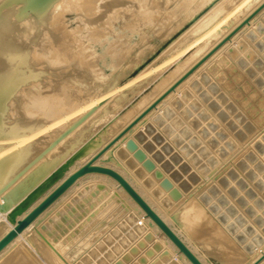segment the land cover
<instances>
[{
    "label": "bare ground",
    "instance_id": "1",
    "mask_svg": "<svg viewBox=\"0 0 264 264\" xmlns=\"http://www.w3.org/2000/svg\"><path fill=\"white\" fill-rule=\"evenodd\" d=\"M29 1H30V3L34 4L35 10L38 9L39 11H37V12L33 11L32 13L30 12V14L25 13V15L22 14L19 16L18 14L20 12L17 14V11H19V10H17L19 8L18 5L16 6L14 4L13 5L11 4L12 6H8V7H4L2 9H0V31H1L3 36H7V37L10 36L11 39L18 44H20V39H21V41L24 42L23 43L24 46H28L30 44L31 48L32 47L37 48L38 52H40L42 54L41 56H43V61H41L42 65H44L46 68H49L53 74H51L50 78H46V76H44L45 75L44 72H40L39 74L33 76L34 80L32 82H34V83H30L29 85H27V88H26L27 96H26L25 100H23L22 98L20 99V92H14V91H12V89H10L12 92L10 91L11 92L10 96H8V95L7 96L12 99V102L8 104L7 103L8 97H6V96L4 97V94L0 91V138H2V137H7L10 139L13 138L15 140V141H13L14 142L13 144L16 147V146H19L20 143L25 140L21 136L26 135L28 137V139L29 138L35 139L34 136H36L37 133H40L46 127H47L46 130L50 129L52 127L55 128V126L57 127V125H61L62 122L65 121L66 119L69 123L70 121L68 120V118L70 116H72L73 114H75L76 111L80 112L82 114V116L80 115L81 118L79 119L78 122L75 121V122H77L75 124V126L72 127V129L70 130L72 125H70V123H69L70 128H67L68 126L66 127L67 129H69V131H66L67 130L66 129L65 131L67 133L64 132L66 134L63 133L64 135H62V137H60L59 139H57L55 141L56 145H55V147H53L51 149L49 154H47L48 156L44 155L49 159L48 161H49V165H50V161L54 162V160L58 157L59 153H64L65 151H66V153L70 152L77 146L76 141H77V139L79 140L78 137L82 136V133H83L82 129H83L84 125H86V123H88V122L91 123V120H89L90 118L88 120L85 119V118H87L86 116L90 112L89 110H92L94 108L95 104L98 105L100 99L102 100L103 97H100L99 101L94 99L95 101L89 103L88 105L86 104L88 102H86L85 104L80 103L81 106L78 107V109H76V110L73 109L75 98L72 96V93H71L72 92V87H71L72 85H69V84L76 82L79 85H82L83 81L81 79H83L84 77L81 79L79 78L82 82L76 80L75 79L76 73H74L75 76H73L72 74L68 73V70L70 68L68 70H67V68L68 67H73V68L75 67L76 69L78 68L80 71H86L89 68V64H87L82 59L76 58L77 57L76 49H77L78 45H71L70 49L72 50V54H70V56H69V54H67L68 52L66 50H65V52L59 51L58 45L55 44L54 42H52L50 44V46H48V47H43V46L40 47L41 43L44 42V40L46 38L51 37L50 33H46L47 30H49V28H51V27H54V25H56V23H58V20H56V19L54 20V18H53V16L55 15V13L57 11V7H53V6L51 7L50 3L53 0H29ZM82 1H80L81 3L79 5L80 6L79 8H81L82 11L87 13L88 16L93 21L97 20L99 22V20H101L102 17L112 16L111 14L117 13L120 10L119 9L120 7L119 8H113L115 10H113L111 8L114 5L120 4V2L118 3V0L117 1L115 0L114 2H112L111 5L109 4V6L105 9V14L100 13L102 11V9L100 8V6L96 5L95 0H85L83 2ZM230 1L231 0H224V1L222 0L221 2L213 5L214 8L212 7L213 9L210 12L208 10V12H206L207 15L205 14V16L201 20H199L200 19L199 18L198 19L199 21L192 22L191 23L192 25L191 24H190L191 26L189 25L190 26L189 29L186 28L187 30L185 29L186 30V31L184 30L185 32L181 31L182 34H179V35H181L179 39L177 38V40L172 41V43H170L167 46V48H165L164 50L162 49L163 50L162 52H164V53L170 52V50H172V51H171V53H169V55H167V57L165 59H163L162 63L159 64V68L162 67V69H163L167 66L169 67L172 62L173 63L178 62V65L176 67L177 70L174 69V71H173L174 74L172 73V71L169 72V73H171V77L167 74L169 76V79L166 76L168 80L163 85H160L161 86L160 88L156 85L158 87V90H156L153 94L151 93V95L147 96L146 99L143 98L144 100L142 101V103L140 102L141 104L139 103V107L137 105L138 108L136 110L134 108L133 109L131 108L132 110H135V111L132 112V110L130 109L131 111L130 110L129 111L131 112V114L128 111L130 115L127 117L125 115L126 118L124 121L122 120V124L119 125V127L115 126V127H112L111 130H109L111 127L110 125L112 124L111 123L108 126L109 129L107 127V130H109L110 132H108L106 130L108 132L106 139H104V137L102 135V137L104 139L103 141L96 143V144H94V143H88L86 145L83 144L84 147L82 146V148L77 150L76 152L72 151V154L70 153V155H69V157H67V159L63 158L64 160L62 162L65 161L66 163L63 167H61L62 168L61 171H60V168L58 169L56 167H52V169L47 170L45 172L44 167L46 168V166H47V165L45 166V162L47 160V158H46L43 160L40 159L41 160L40 162L38 160V164L34 163V165L35 164L36 165L35 166L32 165L34 167H30L29 168L30 170L28 169V171H24V173L21 172L22 170L20 171V157L21 156L22 157L23 156L28 157L29 152H25V153L17 152L12 156L10 155L9 158L7 160H5L3 163L1 162V164H0V176H4L3 178H5V176H7L8 178L11 179L10 181H15V179L17 177H18V179H16V181L13 184L9 185L6 189H4L0 193V239L3 236H5L10 230L14 229L19 220L23 219L29 212H31L48 194H50L70 174H72L75 170H77L80 166H82L83 164L88 162L95 154H97L121 130H123L141 112H143L150 104H152V102H154L168 88H170V86H172V84H174L194 64H196L212 48H214V46H216L227 34H229L238 24H240L251 12H253L262 2H264V0H232L231 1V3L233 2L232 7H228L229 9L225 10L227 7L226 8L224 7V3L226 5V3L228 4ZM15 2H16V0H15ZM53 2H55V1H53ZM59 2L61 4V1H59ZM69 2H70V0H69ZM72 2H74V1H72ZM123 2H125V1H123ZM190 2H191V0H190ZM203 2H204V0H203ZM203 2L200 4H203ZM208 2H211V0H205L204 3H208ZM179 3H181V2H179ZM188 3L187 4L185 3L187 6H185V4L183 3L185 8L189 7ZM20 4H19V6H20ZM62 4L64 5V1ZM103 4L107 5L106 3H103ZM143 4H144V2H143ZM161 4H163V3H160V5ZM190 4H192V3H190ZM57 5H59V4H57ZM70 5H73V4L70 3ZM228 5H230V3ZM20 7H22V6H20ZM24 7H25V5H24ZM61 7H62V5H61ZM123 8H125V7L123 6ZM143 8H144V6H143ZM109 9H112L110 11V13H109ZM144 9H146V8H144ZM188 9H190V7ZM150 10H152V9H150ZM191 13H192V11H191ZM76 14H78V12ZM119 14H120V11H119ZM189 15H191V14H189ZM203 15H201V16H203ZM263 15H264V10L256 18H254L251 21V24L249 26L244 27L236 36H234L232 38L231 41L226 43L212 57H210L202 65V67H200V69L198 71H196L187 81H185L174 93H172L164 101H162V103H160L158 105L157 109H155L150 114H148L138 125H136L127 135H125L120 141H118L111 149H109L96 162V164H98V165L110 167V168L118 171L120 174H122L130 182V184L140 193V195L150 204V206L161 216V218L170 226V228L185 242V244L192 250V252L201 260V262L203 264H210L209 262H211V261L208 262V260H206L204 255L206 254L207 250H209V248L215 249L216 246L213 247L212 244H210L206 241H198L197 240L198 234L201 235L204 232H207L210 235V238L213 240V242L216 241V244L219 247V248L216 247V249L217 248L222 249V250L224 249V251H226V255H228V256L224 259H226L227 261L222 260L221 264H253L264 253V243L262 244L263 239H262V241H260L261 237H260V235H258L256 237H254L252 243H246L244 245V248H247V246H254V247L256 246L257 248L258 247L260 248L257 251L254 250L253 251L254 253L252 255L247 254L245 251L246 249L244 250L241 246H239V244H237L236 241L233 239L232 235H230L225 230V228L222 225H220L219 221H217L216 218H214L212 216V213L210 214L209 210L203 206L204 204L200 203L198 197L202 194L200 193V195H198L199 194L198 192H196L194 189H193V191H191L190 188L188 191H191V192L188 193V191H187L188 194H186L185 191L183 190L184 188L181 185V182L178 183V181H176L175 175L168 176L166 173L163 172L162 168H160L161 165H160V167L157 165V163L155 162L156 158L153 160L149 156V154H147V152L146 153L143 152L142 146L136 141V139H134V135L138 130L143 129L148 122L156 123V121L159 120L160 118H163V117L168 118L169 116H171L172 112H173V110L177 104L176 103L168 104L170 102V100L174 96H178V95L180 96V94L182 93V89L185 86H187V83L193 77L197 76L198 73L201 72V70H203V69H207L210 71L211 75L221 85L222 89H224V91H226L230 95V98H232L231 100H233L235 102V104H238L237 106H239V108L243 112H245L248 115V117L255 124L258 125V126H256V125L255 126L257 127V129H259L258 132L262 133L264 131V95H262V93L245 76V73H243V71L240 70L235 65V63L231 60V58L225 54V51L229 46H232V44H236V40L240 36H242L243 34H246L247 30L252 28L256 24L257 20H259ZM140 16H141L140 18L138 17L136 19L137 21L138 20L139 21H144V20L149 21L150 20V18L148 20V18H147L148 16H146V15H145L146 17L142 16V14ZM118 17L120 19L124 18V17H122V15H119ZM191 17H192V15H191ZM71 19H73V18H71ZM87 19H89V18H87ZM80 21H82V20H80ZM87 21H89V20H87ZM87 21L85 23H87ZM177 22H179L178 19H177ZM80 23L81 22H79L78 24H80ZM83 25H84V21H83ZM90 25H92V24H90ZM173 26H172V28H173ZM81 27H83V26H81ZM90 30H92V29H90ZM98 30H100V28ZM98 30H96V32ZM105 30H107V29H103V31H105ZM116 30H119V27L116 26L115 31ZM178 30H179V28H178ZM171 31H175V30L171 29ZM251 33H253V32H248L247 36L250 35ZM74 34H75V32H74ZM120 34L122 35V33H120ZM103 35L106 36L105 34H103ZM162 35L164 37V34H162ZM95 36H97V35H95ZM100 37L97 36L98 40ZM65 38H66V36H64V40H66ZM164 38H166V36ZM175 45H177V46H175ZM109 47H110V45H109ZM238 47L241 50L243 49V46L241 45V43L238 44ZM149 48H150V46H149ZM110 49H111V47H110ZM110 49L108 51H109V53H112V51H114V50L110 51ZM235 52H236L235 48L232 47L229 49L228 54L233 57ZM103 56H105V55H103ZM159 56H162V55H159ZM159 56L157 55V57H159ZM162 57H164V55ZM159 58H161V57H159ZM120 59H122V57ZM123 59L126 60L125 58H123ZM124 60H123V62H124ZM140 60H142V59H140ZM139 63H140V61H139ZM157 63H159V62H157ZM151 64H153V62ZM151 64H150V66H151ZM121 65H123V64H121ZM132 65H130V66L128 65V67L132 68L131 67ZM136 66H138V65H136ZM150 66L146 67L144 71L142 69V72L140 71L141 73L139 72L137 77L135 76V78H132V79H134V81H135V80L141 78L140 76L143 77V75L144 76L147 74L149 75V72L152 73V71H154L155 68H154V66L153 67L152 66L150 67ZM130 68H129V70H130ZM133 68H134V66H133ZM136 68H138V67H136ZM57 69H66V70L57 73L56 72ZM74 71H75V69H74ZM56 73L61 74V75L59 77H57ZM90 73H92V72H90ZM124 73L125 72H123V74ZM157 73L159 75V72H157ZM157 73H155V74H157ZM0 75H4V77H2V78L3 79L5 78L3 80V81H5L6 76H8L9 74H7L5 76V74L2 73ZM95 75L92 74V76H95ZM152 75L154 76V73H152ZM78 76L79 75H77V77ZM107 77L108 76H106V78ZM130 77L131 76H129V78ZM155 78L157 79L156 75H155ZM155 78L152 80L150 77L149 79L154 81ZM125 79H127V78H125ZM132 79H131V81H132ZM161 79H159V81ZM163 79H164V77H163ZM164 80H166V79H164ZM92 81L95 82L96 78L93 77ZM102 81L104 83V80H102ZM22 82L27 83L30 81L24 80ZM135 82L137 83V81H135ZM162 82L160 81V83H162ZM106 83L107 82H105V84ZM123 83H124V81H123ZM19 84H20V82L18 83V85ZM109 84L111 85V83H109ZM129 84H131V82ZM142 84H145V82ZM158 84H159V82H158ZM101 85H102V83L100 84V86ZM142 86H144V85H141V87ZM132 87H133V85H132ZM7 88L5 90H7V92H9L8 91L9 89H7ZM105 88L107 90V87H105ZM125 88H127V83L125 85ZM130 88L131 87H129V89ZM133 88L135 89V86ZM102 89H104V88H102ZM122 89H124V86L122 87ZM131 89H130V91H132ZM134 89H133V92L135 91ZM24 90H22V91H24ZM115 90L117 91L118 88L116 89V87H115ZM110 91H112V90H110ZM93 92H94V90H93ZM125 92H127V91H125ZM137 92H139V90ZM86 93H87L86 94L87 96L89 94L91 96V93L88 94V91ZM111 93L113 94V92L107 93V96L110 95ZM127 93H129V91ZM127 93H125V95H123V90H122L121 96H125V98H126ZM96 94H95V96H97ZM103 94H101V96ZM118 94H120V93H118ZM93 96H94V94H93ZM104 97H105V95H104ZM144 97H146V96L144 95ZM4 98L5 99L7 98V100H4ZM96 98H99V97H96ZM129 98H131V96L128 97V99ZM140 98H142V97H140ZM109 99L111 100V97ZM113 99H114V97H113ZM131 100H132V98H131ZM107 101H109V100H107ZM107 101L105 102L106 104H107ZM128 102L129 101H127V103ZM117 103L114 102V104H117ZM103 104L104 103H102L101 106H103ZM109 105H111V104H109ZM101 106H99V107L101 108ZM113 107H115V106H113ZM122 107H124V106H122ZM119 108H120V106H119ZM115 109L116 108H114V110ZM99 110L101 111L102 109H99ZM180 111H179V113H180ZM94 112H96V110ZM126 112H127V109H126ZM98 113H101V112L98 111ZM115 114H117V113H115ZM214 114L216 115V113H214ZM91 115H93V114H91ZM122 115L123 114H121V116ZM154 115H155V120H154ZM88 116H90V114ZM52 117L55 120V121L53 120V122L50 121V119H52ZM75 117L76 116L73 115L72 120H74L73 118H75ZM106 117H108V116L105 115V118ZM4 118H6V119L11 118L13 120V122L10 124H6L3 121ZM77 118L78 117H76L75 119H77ZM102 118H104V116ZM102 118H100V119L102 120ZM118 118H120V116ZM20 119H22V120H20ZM109 119H111V118H109ZM116 119L113 120V121H115V124L118 123V122L116 123ZM48 121H50V122H48ZM119 121H121V120H119ZM96 122H97V120L93 121V126L95 124H97ZM113 124H114V122H113ZM59 128H60V126H59ZM73 128H74V130H73ZM46 130H44V131H46ZM50 130H52V129H50ZM52 131H54V130H52ZM140 131H138V132H140ZM48 132L50 133L49 130H48ZM56 132H54V133H56ZM245 132H247V131H245ZM175 133H176V131H175ZM28 134H30V135H28ZM52 134H53V132L51 133V135ZM94 135H96V134L94 133ZM104 135H106V134H104ZM136 135H137V133H136ZM182 135H184V134H182ZM259 135H261V134H259ZM84 136H85V134H84ZM99 136H101V135H99ZM99 136H98V138H99ZM190 136H188V138ZM20 137L22 138V140H20L21 139ZM58 137H56V138H58ZM87 137H88V135H87ZM92 137L94 140L93 134H92ZM102 137H100V138L102 139ZM98 138H96V139H98ZM188 138H187V140H188ZM252 138H251V140H252ZM93 140H91V141H93ZM183 140H186V139H183ZM187 140H186V142H188ZM82 141H84V140H82ZM131 141H132V144H133V142H135L137 144V146H138L137 149L135 146L131 145ZM238 141L240 143L239 139L237 140V142ZM81 142L78 141L77 144H79ZM203 142H204V140L202 141V143ZM244 142H247V144H248L249 141L248 140L243 141L242 143H244ZM82 143H84V142H82ZM129 143H130V145H129ZM187 145H189V144H187ZM14 146L13 145L10 146L12 148V149L10 148V150H8L9 149V147H8L5 149V151H0L1 152L0 154H2V156H3V154L6 153L7 150L10 152L11 151L13 152L15 150ZM20 146H22V145H20ZM238 146H241L240 148L243 152L244 151L243 150L244 145L240 144ZM13 147H14V149H13ZM139 148H141L142 152L144 154H146L145 158H147L148 160L147 159L146 160L141 159L140 156H138L139 152L137 153L136 150L138 151ZM16 149L19 150L20 147L16 148ZM141 149H139V151ZM184 149L185 148L182 147V150H184ZM186 149L188 150L189 147L186 146ZM74 150H76V149H74ZM8 151H7V153H8ZM238 151H239V149L236 150V152H234L232 154V156H229L230 158L227 159V157H226L227 160L225 159V161H223L222 163L220 162L221 164L219 163L220 164L219 166L215 165L214 168L212 166H210V168L212 167L211 169L208 167L202 168L201 169L202 172H207V169L211 170L210 172L207 173V176L205 177L204 181L209 182V183H211V182L214 183L217 180H219L221 175L224 174V172L226 170H228L231 166H233V160L237 156H238V158L240 156H242L243 153L241 152V154H238ZM10 152L8 154H10ZM7 153L5 154V157L7 156ZM140 154H141V152H140ZM2 156L0 158L5 159L4 156L3 157ZM42 158H43V156H42ZM1 159H0V161H1ZM221 161H222V159H221ZM206 162H208V161H206ZM234 162H235V160H234ZM153 163H154V165H153ZM150 164H152L153 167H150L149 166ZM49 165H48V167H49ZM170 173H168V174H170ZM41 175L43 176L42 179H40L38 181V183L34 185V187H33V185L31 187L26 185L25 179L27 177L33 176V177H37L39 179V178H41ZM14 176H17V177L14 179L13 178ZM226 176H227V174H226ZM190 178H192V176H190L189 179ZM186 179H187V177H186ZM219 181L221 183L224 182L223 177ZM0 182H1V179H0ZM2 182H3V180H2ZM202 182H203V180H202ZM7 183H9V182H7ZM192 183L193 182H191V184ZM195 185H198V183ZM210 185H207L206 188H208V186H210ZM194 187H196V186H194ZM201 191H202V189H201ZM203 191H202V193H203ZM109 200L112 202V206H114V205H116V206L112 209V211H110V213H107L108 206H105V204L109 203ZM202 202H203V200H202ZM199 221L202 222L201 225L198 224ZM81 224H84L83 227L85 229H82L83 228L82 227L80 231L84 230V231H86V234L82 235V236L81 235L78 236L79 234H77L78 237L76 236V234L71 235L73 232H75L74 229L76 228V226L79 227V226H81ZM123 226H124V228H123ZM209 227H211V228H209ZM114 228H116V230H117V228H120V230H121L120 232H122L125 235V237L123 235V236H121L122 238L117 239L118 238L117 236L119 234L116 236V234H115L116 230L113 231ZM181 228H184L186 230V232H187L186 236L181 232ZM186 232H185V234H186ZM108 233H110V235L115 234L114 238H116L117 243L114 246H109L106 249L104 248L105 250L104 249L100 250L99 248L96 247V244L98 243V241L102 240L104 238V236ZM117 233H118V231H117ZM240 234H242V233H240ZM70 235H71V237H69ZM89 236H91V237H89ZM87 237H89V239ZM235 238H236V236H235ZM199 240H201V239H199ZM103 241H105V240H103ZM116 241H114V243ZM250 241H251V239H250ZM259 241H260V245L258 246L256 242H259ZM94 246L96 247V249H93ZM230 250H234V252H232V255H230V253H231ZM103 252H106L107 254H105ZM100 253H103V254L100 255ZM211 253H212V251H211ZM208 254L210 255V253H208ZM115 256L117 258H114ZM111 259H113V261ZM117 259H121V260L118 261ZM50 262H53L54 264H191V262L176 248V246L160 230V228H158V226L150 218H148L146 216V214L136 204V202H134L132 200V198L126 193V191L122 187H120V185L115 180H113L112 178H110L106 175H101V174H89V175H86V176L80 178L70 189H68V191H66L56 202H54L33 223H31L22 233H20L2 252H0V264H48ZM260 264H264V261Z\"/></svg>",
    "mask_w": 264,
    "mask_h": 264
},
{
    "label": "rangeland",
    "instance_id": "2",
    "mask_svg": "<svg viewBox=\"0 0 264 264\" xmlns=\"http://www.w3.org/2000/svg\"><path fill=\"white\" fill-rule=\"evenodd\" d=\"M53 1H55V2H53ZM53 1L50 3V5H51V7L52 6L57 7V11H56L55 15L53 16V18H54V20L55 19L58 20V23H56V25H54V27H51V28H49V30H47L46 33H50L51 37L46 38L44 40V42L41 43L40 47H42V46L48 47V46H50V44L52 42H54L55 44L58 45L59 51L65 52V50H66L68 52L67 54H69V56H70V54H72V50L70 49L71 45H78V47L76 49V55H77L76 58L82 59L87 64H89V68L86 71H80L78 68L76 69L75 67L74 68L73 67L67 68V70L70 68L68 70V73L72 74L73 76L76 75L75 76L76 80H78L80 82L83 81L82 85H79L76 82L69 84V85H72L71 86L72 87L71 93H72V96L75 98L73 109H75V110L78 109V107L81 106L80 103L85 104L86 102H88V103H86L88 105L89 103H91L95 100L99 101L100 97H103L102 100L100 99L98 105L95 104L94 108L92 110H89L90 116H88L89 115L88 114L86 116L87 118H85L87 120L90 118L89 120H91V123L88 122V123H86V125H84V127L82 129V132H83L82 136L78 137L79 140L77 139V141H76L77 146L75 145L76 147L74 148L76 150H74V149L72 150V151L76 152L77 150L82 148L83 144H85V145L88 143L96 144V143H99V142L103 141L104 139H106L108 132H110L109 130H111L112 127H115V126L119 127V125L122 124V120L124 121L125 118L131 114L130 111L133 108L136 110L139 107L140 102L142 103V101L144 99H146L147 96L151 95V93L153 94L156 90H158V87L160 88L161 87L160 85H163L169 79V76L171 77V73H169V72L172 71V73L174 74L173 71H174V69L177 70L176 67L178 65V62H174V63L172 62L169 67L167 66V67L163 68L164 70L162 69V67L159 68V64L162 63L163 59H165L167 57V55H169V53H171L172 50H170V52H167V53L166 52L164 53L162 51L165 48H167V46L170 43H172V41L177 40V38L179 39L181 36L179 34H182V32H185L187 29H189L190 26L192 25L191 24L192 22L201 20L205 16V14L207 15L206 12H208V10L210 12L214 8L213 5L221 2L222 0H219V1L218 0H211V2H208V3H204L205 0H204V2H203V0H198V1L197 0H191V2H190V0H176V1L175 0H160V1L159 0L158 1L157 0H122V1L118 0V3L120 2V4L114 5L111 8L113 9V8H119L120 7L119 8L120 14L118 11L117 12L118 14L117 13H114L115 15L111 14L113 17L112 16L102 17L101 20H99V22L97 20L93 21L88 16L87 13H85L84 11H82L81 8H79L80 7L79 5L81 3L80 1H82V0H70V2H69V0H67V1L66 0H53ZM59 1H61V4ZM63 1H64V5L62 4ZM72 1H74V2H72ZM83 1H85V0H83ZM114 1L115 0H95L96 5L100 6V8L102 9V11L100 13H104V14H105V9L109 6V4L111 5V3ZM123 1H125V2H123ZM201 1L203 2V4H200V3H202ZM231 1L229 2L230 5H228L229 3L228 4L226 3L227 6L224 3V7L225 8L227 7L225 10L229 9L228 7H232L233 2L231 3ZM14 2H15V0H0V9H2L4 7L12 6L13 4L16 6L18 5L19 8L17 10H19V11H17V14L19 12L21 13V14L20 13L18 14L19 16L22 14L25 15V13L30 14V12L32 13L33 11H36V12L39 11L38 9L35 10L34 4L30 3L29 0H16V2L15 3ZM143 2H144V4H143ZM179 2H181V3H179ZM70 3H72L73 5H70ZM103 3H106L107 5H105ZM160 3H163V4L160 5ZM183 3L184 4L188 3V6L190 7V9H188L189 7L185 8V6H187V5L185 4V6H184ZM190 3H192V4H190ZM19 4L22 7H20ZM57 4H59V5H57ZM66 4L67 5L69 4V5L67 6ZM24 5H25V7H24ZM61 5H62V7H61ZM123 6L125 8H123ZM143 6L146 9H144ZM112 9H109V13ZM150 9H152V10H150ZM113 10H115V9H113ZM191 11H192V13H191ZM77 12H78V14H76ZM141 14L144 17L148 16L147 18H148V20L150 18V20L149 21H145V20L144 21H139V20L137 21L136 19L138 17L140 18ZM189 14H191L192 17ZM119 15H122V17H124V18L120 19L118 17ZM201 15H203V16H201ZM71 18H73V19H71ZM87 18H89V19H87ZM263 18H264V15L259 20H257L256 24L252 28L247 30L246 34H243L242 36H240L236 40V44H232V46H229L225 51V54L231 58V60L235 63V65L240 70L243 71V73H245V76L262 93V95H264V33H262L263 28H260V30H259L258 27L260 26L261 23L264 27ZM177 19L179 22H177ZM80 20H82V21H80ZM87 20H89L90 22ZM83 21H84V25H83ZM86 21H87V23H85ZM79 22H81V23L78 24ZM90 24H92V25H90ZM81 26H83V27H81ZM116 26L119 27V30L115 31ZM172 26H173V28H172ZM99 28H100V30H98ZM178 28H179V30H178ZM90 29H92V30H90ZM103 29H107V30H105L106 32L103 31ZM171 29L175 30V31H171ZM96 30H98V31L96 32ZM118 31L120 33H122V35ZM74 32H75V34H74ZM248 32H253V33H251L249 36H247ZM103 34H105L106 36H104ZM162 34H164V37L166 36V38H164ZM95 35H97L98 37L101 36L99 38V40H98L97 36H95ZM64 36H66V38H65L66 40H64ZM23 43L24 42L21 41V39H20V44L14 42L10 36H8V37L3 36L1 31H0V61H1L0 62V74L3 73V74H5V76L7 74H9L8 76H6L5 81H3L5 78L4 79L2 78V77H4V75H0V79H1L0 80V82H1L0 83V91L4 94V97L10 96L11 92L14 91V92H20V99L22 98L23 100H25L26 96H27V93H26L27 85H29L30 83H34V82H32L34 80L33 76L39 74L40 72H44L45 73L44 76H46V78H50L51 74H53L49 68H46L44 65H42L41 61H43V56H41L42 54L40 52H38V49L35 47L31 48L30 44L28 46H24ZM240 43L243 46L242 50L239 49V47H238V44H240ZM109 45H110L111 49H110ZM149 46H150V48H149ZM175 46H177V45H175ZM232 47H234L236 50L233 57L228 54L229 49ZM109 49H110V51L111 50H114V51H112V53H109V51H108ZM156 54L158 56L164 55V57L159 56V57H161V58H159V57H157ZM103 55H105V56H103ZM121 57H122V59H120ZM123 58H125L126 60H124ZM140 59H142L143 61ZM123 60H124V62H123ZM139 61H140V63H139ZM151 61L153 62V64H151L152 63ZM157 62H159V63H157ZM120 63L123 65H121ZM135 64L138 66H136ZM150 64L152 67L154 66V68H155V70L152 71V73H154V76L150 72L148 75L147 74L148 72H147L146 73L147 75H145V76L143 75V77L140 76L141 78L135 80V81H137V83H136L134 81V79H132V78H135V76L137 77L139 72L140 71L142 72V69L144 71L146 67L150 66ZM128 65L129 66L132 65L131 66L132 68L128 67ZM133 66H134V68H133ZM136 67H138V68H136ZM129 68H130V70H129ZM74 69H75V71H74ZM64 70H66V69H57L56 72L59 73V72L64 71ZM89 71L92 73H90ZM123 72H125V73L123 74ZM157 72H159V75ZM74 73H76V74L74 75ZM155 73H157V74H155ZM92 74L93 75L96 74V75L92 76ZM60 75L61 74H57L56 76L59 77ZM77 75H79V76L77 77ZM155 75L157 76V79L155 78ZM106 76H108V77L106 78ZM129 76H131V77L129 78ZM166 76L168 77V79ZM93 77L96 78L95 82L92 81ZM150 77H151V79L154 77L155 80L152 81L154 78L151 80V79H149ZM163 77L166 80H164ZM79 78L80 79L83 78V79H81L82 81ZM125 78H127V79H125ZM131 79H132V81H131ZM159 79H161L160 81L161 82L163 81V82L160 83ZM24 80H27L30 82L23 83L22 81H24ZM102 80H104V83ZM123 81H124V83H123ZM19 82H20V84L18 85ZM105 82H107L106 83L107 85L105 84ZM108 82L111 83V85L113 87ZM130 82H131V84H129ZM144 82L146 85L142 84ZM158 82H159V84H158ZM101 83H102V85L100 86ZM126 83H127V88L129 89V87H131L132 89L131 88L130 89L132 91H130V89L128 90L127 88H125ZM132 85H133V87L135 86V89L132 87ZM141 85H144V86L141 87ZM123 86H124V89H122ZM1 87L2 88L4 87L3 88L4 90ZM105 87H107L108 91L106 90ZM115 87H116V89L118 88L119 91L118 90L116 91ZM6 88L9 89L8 90L9 92L11 91L10 89H12V91L9 93V92H7V90H5ZM102 88H104V89H102ZM213 88H215V91L212 90ZM133 89L135 90L134 92H133ZM22 90H24V91H22ZM93 90H94V92H93ZM110 90H112V91H110ZM122 90H123V95H125V93H127L129 91V93L126 94V96H127L126 98H125V96H121ZM138 90H139V92H137ZM87 91H88V94L91 93V96H90V94L88 96L86 95ZM125 91H127V92H125ZM110 92H113V94L111 93L110 94L111 96L110 95L107 96V93H110ZM115 92L117 94L118 93H120V94L117 95ZM225 92L226 91H224V89H222L221 85L214 79V77L211 75L209 70H207V69L201 70V72H199L197 76L193 77L187 83V86H185L182 89V93L180 94V96L179 95L174 96L170 100V102L168 103V104H170V103H176L177 104L175 106L173 112H172V115L169 116L168 118H164V117L160 118L159 120L156 121V123L148 122L143 129H140L141 131L138 130L140 132H138V131L136 132L137 135L135 133L134 139H136V141L142 146L144 153L147 152V154H149V156L153 160L156 158L155 162L157 163V165L159 167L161 165L160 168H162L164 173H166L168 176H171V175H175L174 172H177L180 176V181H178V183L182 182V181H186L188 184L187 185V191L190 188L191 191H193V189H194L196 192H198L199 193L198 195H200V193H201L202 195H200L199 197L197 196L200 203L204 204L203 206L209 210L210 214L212 213V216L214 218H216L217 221H219L220 225H222L225 228V230L230 235H232L233 239L236 241V238L242 237L241 235H244L243 234L244 229H245L244 227L247 225L253 226V228H255L257 231L256 233L264 235V233H263V229H264V137H263L264 131L262 133H259L258 132L259 129H257V127H256L258 125L255 124L248 117V115L245 112H243L239 108V106H237L238 104H235V102L233 100H231L232 98H230V95L227 92H226L227 93L226 94ZM100 93L101 94L104 93V94L101 96ZM93 94H94V96H95V94L97 96L94 97ZM104 95H105V97L106 96L107 97L105 98ZM144 95L146 97H144ZM112 96L114 97L115 100L113 99ZM130 96H131L132 100H131V98H129L130 100L128 99V97H130ZM96 97H99V98H96ZM110 97H111V100L109 99ZM140 97H142V98H140ZM4 100H7V98L6 99L4 98ZM107 100H109V101H107ZM106 101H107L108 105L105 103ZM127 101H129V102L127 103ZM11 102H12V99L8 97L7 103L9 104ZM114 102H116V103L118 102V103L114 104ZM102 103H104L103 106H101ZM109 104H111V105L113 104V105L111 106ZM212 104L213 105L215 104V106H216L215 109L211 107ZM116 105L117 106L119 105L120 108H119V106L117 107ZM121 105L124 107H122ZM137 105H138V107H137ZM99 106H101V108ZM113 106H115V107H113ZM114 108H116V109L114 110ZM99 109H102L103 111L102 110L100 111ZM126 109H127V112H126ZM95 110H96V112H94ZM97 110L101 113H98ZM135 110H132V112H134ZM178 110L179 111L181 110L180 113ZM128 111L130 112V114ZM115 113H117V114H115ZM214 113H216V115ZM222 113L225 116L221 117ZM91 114H93L94 116ZM104 114L107 115L108 117L105 118ZM121 114H123L124 116L123 115L121 116ZM73 115H75L78 118L75 119L76 118L75 117V118H73L74 120H72ZM73 115L69 117L70 119L68 118V120L70 121L69 122L70 125H72L71 128H70V125L66 119L65 121L62 122L61 125H57V127L55 126V128L54 127L50 128L54 131H52L50 129L46 130V128H47L46 127L44 129L46 131L42 130L40 133H37L36 136H34L35 139H31V138L28 139V137L26 135L21 136L23 139H25L24 141H22L20 143V145H22V146L19 145V146L15 147L13 144L14 143L13 141H15V140L13 138L12 139L7 138V137L0 138V151H5V149L8 147H9L8 150H10V148H11L10 146H12V145L15 147V150L13 152L12 151L10 152L7 150L8 153L10 152V154H8L6 151V153H7L6 157H5L6 153L3 154L5 159L0 158L1 159L0 164H1V162L3 163L5 160H7L10 155L12 156L17 152H20V153L29 152L28 157H24V156L20 157V171L22 170L21 172L24 173V171H28V169L30 167H34L36 164H38V160L40 162L41 161L40 159H42V160L46 159L47 158L46 156H48L47 154H49L51 149L53 147H55V145H56L55 141L57 139H59L60 137H62V135L66 134L67 133L66 131H69V129H67V128H70V130H71L72 127H74L75 124L81 118L80 115L82 116V114L80 112H77V111ZM125 115H126V117H125ZM103 116H104V118H102ZM119 116H120V118H118ZM100 118H102V120ZM109 118H111V119H109ZM115 119H116V123L118 122L117 124H115V121H113ZM20 120H22V119H20ZM53 120L54 119L52 117V119H50V121L53 122ZM96 120H97V122H96L97 124H95L93 126V121H96ZM119 120H121V121H119ZM154 120H155V115H154ZM3 121L6 124H10L13 122V120L11 118H7V119L4 118ZM50 121H48V122H50ZM75 121H77V122H75ZM113 122H114V124H113ZM109 125L111 126L110 129L108 127ZM149 125H151L150 130L145 132L147 130L146 128ZM59 126H60V128H59ZM107 127L109 130H107ZM48 130L50 131V133L48 132ZM73 130H74V128H73ZM51 131L53 132L52 135H51V133H52ZM175 131H176V133H175ZM245 131H247V132H245ZM54 132H56V133H54ZM64 132H66V133H64ZM93 132L97 136L94 135ZM91 133L94 136V140H93ZM140 133H146V142H150V143L154 144V146L156 147V150L162 152L165 147L170 149V151L168 153H165L164 151L162 152L164 159H165V160L163 159L164 160L163 162H160L161 161L160 160V154L159 155L154 154L153 152H151L149 146L145 145L144 143H142L139 140L138 135ZM84 134L86 137L84 136ZM104 134H106V135H104ZM182 134H184L185 136ZM257 134L258 135L261 134V135L258 136ZM28 135H30V134H28ZM87 135L89 138L87 137ZM99 135H101V136H99ZM102 135H103L104 139H103ZM98 136H99V138L102 137V139L101 138L99 139ZM188 136H190L191 138L190 137L188 138ZM56 137H58V138H56ZM252 137L253 138L255 137V138L253 139ZM22 138L20 140H22ZM96 138H98V139H96ZM187 138H188V140H187ZM251 138H252V140H251ZM183 139H186L188 142H186V140H183ZM238 139L240 140V143H239V141L237 142ZM82 140H84V141H82ZM91 140H93V141H91ZM203 140H204V142H203L204 144L202 143ZM247 140L249 141L248 144H247V142L242 143L243 141H247ZM78 141H80V142L82 141L84 143L81 142V143L77 144ZM133 144L131 141V145L135 146L137 149L138 148L137 144L135 142H133ZM187 144H189V145H187ZM240 144L244 145L243 146V150H244L243 152L240 148L241 146H238ZM129 145H130V143H129ZM186 146L189 147L188 150L186 149ZM14 147H13V149H14ZM19 147H20L19 150L16 149ZM182 147L185 149L182 150ZM139 149H141V148H139ZM139 149H138V151L136 150L137 153L139 152L138 153L139 155L138 154L137 155L140 156L141 159L146 160L147 159V158H145L146 154H144L142 152V149L140 151H139ZM238 149H239L238 154H241V152L243 154L239 158L237 156L234 159L235 162L233 160V166H231L228 170H226L224 172V174L221 175L220 179L223 177L224 182L221 183L219 181L220 179L214 183L213 182L209 183V182L204 181L205 177L207 176V173L210 172L211 170L207 169V172H202V170H201L202 168H206V167L210 168V166H212L214 168L215 165L219 166L223 161H225L226 157H227V159L230 158L229 156H232V154L234 152H236V150H238ZM72 151L67 152L68 154L66 153V151L64 153H59L58 157L54 160V162L50 161L51 166L49 165V161H48L49 159L47 158V160L45 162V166L46 165L47 166H46V168L44 167V171L46 172L47 170L52 169V167H56L58 169L60 168V171H61L62 170L61 167H63L66 163L65 161L62 162L64 160L63 158L67 159V157H69L70 153L72 154ZM184 151L185 152L187 151V152L185 153ZM140 152H141V154H140ZM44 155H46V156H44ZM1 156H2V154H0V157ZM42 156H43V158H42ZM221 159H222V161H221ZM206 161H208V162H206ZM164 162L170 163V166H171L170 171L166 168L167 165ZM34 163H36V164L34 165ZM32 165H34V166H32ZM48 165H49V167H48ZM153 165H154V163H153ZM153 165L150 164L149 166L153 167ZM193 167L194 168L196 167V168L194 169ZM168 173H170V174H168ZM226 174H227V176H226ZM17 176H14L13 178L15 179ZM190 176H192V178L189 179ZM3 177L4 176H0V179H1L0 193L4 189H6L9 185L13 184L16 181V179H18V177H17L15 179V181H10L11 179L8 178L7 176H5V178H3ZM42 177L43 176L41 175V178L38 179L37 177L29 176L25 179V183H26V185H28L30 187L32 185L34 187V185L37 184L38 181L40 179H42ZM186 177H187V179H186ZM2 180H3V182H2ZM202 180H203V182H202ZM7 182H9V183H7ZM191 182H193V183L191 184ZM194 183L195 184L198 183V185H195ZM207 185H210V186H208V188H206ZM194 186H196V187H194ZM201 189H202V191L203 190L205 191V192L203 191L204 194L202 193ZM187 191L185 192L186 194L191 192V191H188V193H187ZM110 200H109V203L105 204V206H108L107 213H110V211H112V209L116 206V205L112 206V202ZM202 200H203V202H202ZM224 216L227 217L225 224L221 220L222 217H224ZM257 222L262 223V227L258 226ZM201 223H202L201 221L198 222L199 225H201ZM231 224L235 226L234 228H236V232H235L236 235H233L230 231H228L229 230L228 226ZM83 225L84 224H81V226H79V227L76 226V228L74 229L75 232H73L71 235H75V234H76V236H77V234H79L78 236L85 235L86 231H84V230L80 231L81 228L83 227ZM209 228H211V227H209ZM250 228H252V227H250ZM250 228H248V229H250ZM82 229H85V228L83 227ZM115 230H116V228L113 229V231H115ZM117 231H118V233H117ZM120 231H121L120 228H117L116 233H115L116 236L119 234L117 236L118 237L117 239L122 238L121 236L124 235ZM181 232L185 236L187 235V232L184 228H181ZM185 232H186V234H185ZM240 233H242V234H240ZM256 233H255V235H256ZM115 234L114 235H112V234L110 235V233L106 234L102 240L98 241V243L96 244V247L99 248L100 250H102L104 248L105 249L108 248L109 246H114L117 243L116 238H114ZM71 235L69 237H71ZM255 235L249 236V239L247 240L248 242H246V243H252ZM91 236H89V237H91ZM235 236H236V238H235ZM89 237H87V238L89 239ZM124 237H125V235H124ZM199 239H201V240H199ZM250 239H251V241H250ZM103 240H105V241H103ZM197 240L198 241H206V242L212 244L213 247H215V246L218 247L216 244V241H214L215 242L214 243L213 240L210 238V235L207 232H204L201 235L198 234ZM114 241H116V242L114 243ZM236 243L239 244V246H241L245 250L244 245L246 243H243V245H240V243H238L237 241H236ZM96 247L94 246L93 249H96ZM216 247H215V249L209 248V250H207V252L210 253V255L205 251L206 254L204 256H205L206 260H208V262L211 261V262H209L210 264H221L222 260L227 261L226 259H224L228 256V255H226V251H224V249L223 250L218 249L219 247L216 249ZM258 249H260V248L258 247L256 249V251ZM210 250L212 251V253ZM106 252H103V253L107 254ZM230 252H231L230 255H232V252H234V250H230ZM103 253H100V255ZM114 258H117V257L115 256ZM111 260L113 261V259H111ZM117 260L120 261L121 259H117ZM48 264H54V263L50 262Z\"/></svg>",
    "mask_w": 264,
    "mask_h": 264
},
{
    "label": "water",
    "instance_id": "3",
    "mask_svg": "<svg viewBox=\"0 0 264 264\" xmlns=\"http://www.w3.org/2000/svg\"><path fill=\"white\" fill-rule=\"evenodd\" d=\"M264 10V2H262L253 12H251L240 24H238L229 34H227L214 48H212L203 58H201L196 64H194L185 74H183L170 88H168L161 96H159L152 104H150L143 112H141L132 122H130L123 130H121L108 144H106L97 154H95L88 162L80 166L72 174H70L63 182H61L50 194H48L31 212H29L23 219L17 222L14 229L10 230L5 236L0 239V252H2L20 233H22L31 223H33L44 211H46L54 202H56L68 189H70L80 178L89 174H101L106 175L113 180H115L120 187H122L126 193L132 198L134 202L142 209L148 218H150L160 230L171 240V242L176 246V248L191 262V264H203L201 260L192 252V250L185 244V242L170 228V226L161 218V216L150 206V204L140 195V193L130 184V182L118 171L96 164V162L118 141H120L125 135H127L136 125H138L148 114L157 109L158 105L162 103L168 96L174 93L185 81H187L196 71L202 67V65L212 57L219 49H221L226 43L232 40L244 27L249 26L251 21L256 18ZM264 20V18H263ZM264 27L262 23L258 27ZM249 36V35H248ZM212 90L215 91V88ZM215 109V104L211 106ZM225 116L223 113L221 117ZM151 125L146 129V132L150 130ZM264 137V136H263ZM139 140L145 145L150 147L151 152L156 155L160 154V162H163L164 156L162 152L156 150L154 144L146 142V133H140L138 135ZM165 153H168L170 149L165 147L163 149ZM168 165L166 168L170 171V163L164 162ZM176 176V181H180V176L177 172H174ZM181 185L183 190L187 191V182L182 181ZM227 217H222V222L225 224ZM257 225L262 227V223ZM232 224L228 226L229 231L235 235L236 228ZM253 226L247 225L244 228V235L242 237L236 238V241L243 245V243L248 242L249 236L255 235L257 232L255 228H250ZM124 228V226H123ZM250 228V229H248ZM264 233V229H263ZM260 235V241L264 243V235L256 233L255 237ZM254 237V236H253ZM260 241L256 242L260 245ZM261 244V245H262ZM248 248V249H247ZM246 252L252 255L256 246H247ZM264 261V253L262 256L256 260L253 264H260Z\"/></svg>",
    "mask_w": 264,
    "mask_h": 264
}]
</instances>
